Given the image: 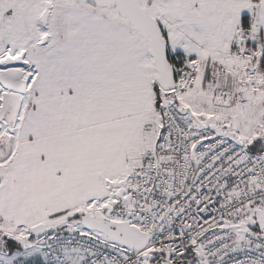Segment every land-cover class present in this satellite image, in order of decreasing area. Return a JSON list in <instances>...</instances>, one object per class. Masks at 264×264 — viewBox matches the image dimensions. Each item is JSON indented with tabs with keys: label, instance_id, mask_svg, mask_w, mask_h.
<instances>
[{
	"label": "snow or ice",
	"instance_id": "obj_1",
	"mask_svg": "<svg viewBox=\"0 0 264 264\" xmlns=\"http://www.w3.org/2000/svg\"><path fill=\"white\" fill-rule=\"evenodd\" d=\"M0 264H264V0H0Z\"/></svg>",
	"mask_w": 264,
	"mask_h": 264
}]
</instances>
